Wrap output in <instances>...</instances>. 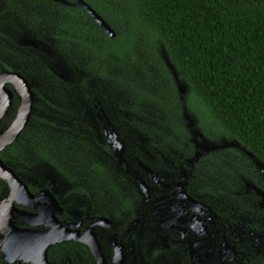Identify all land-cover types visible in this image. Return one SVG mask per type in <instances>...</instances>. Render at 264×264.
Masks as SVG:
<instances>
[{
    "label": "flooded vegetation",
    "instance_id": "af4514ba",
    "mask_svg": "<svg viewBox=\"0 0 264 264\" xmlns=\"http://www.w3.org/2000/svg\"><path fill=\"white\" fill-rule=\"evenodd\" d=\"M1 53L0 264H264V175L248 150L230 140L224 153L235 154L233 160L215 157L217 149L214 156L200 157V143L194 141V157L184 149L181 158L166 157L159 141L144 159L128 158L121 134L104 127L95 134L110 151L101 146L105 158H96L97 165L111 171L115 165L131 194L121 196L119 212L112 213L102 210L88 185V206L75 208L36 166L40 157L33 135L41 125L35 119L45 118L38 110L37 87L13 69L11 55ZM10 74L21 76L33 95L29 118L17 136L28 97ZM112 135L118 142L110 141ZM239 151L253 158L240 174L231 162ZM68 195L79 196L74 189ZM226 199L230 210L223 212Z\"/></svg>",
    "mask_w": 264,
    "mask_h": 264
},
{
    "label": "trees",
    "instance_id": "16d2710c",
    "mask_svg": "<svg viewBox=\"0 0 264 264\" xmlns=\"http://www.w3.org/2000/svg\"><path fill=\"white\" fill-rule=\"evenodd\" d=\"M33 1L57 8L70 19L77 20V25L69 23V31L73 34H64L60 38L76 44L83 55H90L93 67L97 68L93 76L79 81V90L74 89L73 84L65 83L66 88L73 92L70 106L73 108L69 113L74 126L62 127L80 136V147L84 142L90 143L94 151H88L87 158L92 171L102 172L96 161V158L100 160L101 146L106 152L110 151L107 144L103 143V146L98 142L96 129L88 127L89 122L85 118L90 108L94 109L95 119L101 116L97 99L88 88L92 77L119 82L127 90L137 91L136 98L139 94L140 100L150 98L155 102L154 107L165 109L162 111L168 117L174 116L171 127L168 126V134L160 133L163 138L160 142L165 144L161 143L159 147L165 151L166 157L174 156L175 150L182 153L183 149L194 157L192 142L204 141L206 137L209 142L199 145L200 157L214 156L205 148L210 149L208 145L225 139L238 142L264 163V0H83L110 25L115 33L113 36L107 35L83 8L66 7L52 0ZM65 1L77 3L78 0ZM9 4L8 0H0V25L10 29L0 32V36L24 51L33 61L40 62L44 72L60 80L51 68L58 64L67 70L70 67L51 48L45 53L44 62L33 54L38 49H28L23 45V41L32 36L26 33V17L13 13ZM164 57L173 65L183 86L187 87L185 95L178 91L179 86ZM155 86L160 90H152ZM35 92L42 101L51 103L38 89ZM182 112L195 117V129L187 126ZM62 119L65 121V117ZM35 120L41 125L37 133H51L61 128L58 122L47 118L37 117ZM110 124L100 122V131L111 127ZM79 125L89 128V135L78 131ZM141 125L139 131L144 136L146 130ZM196 131L203 137H198ZM211 132L213 135L217 133L218 138L211 137ZM36 135H33L35 155L49 162V155L37 146L40 140ZM147 136L150 139L148 146L155 147L154 136ZM119 139L126 147L125 157L144 159L139 146L129 149L122 135ZM185 145L191 151H186ZM87 148L88 145L83 149ZM248 156L243 155L245 160L237 164L238 170L243 172L246 164L252 166L253 158ZM215 157L219 155L215 154ZM73 189L85 200L89 198L85 186Z\"/></svg>",
    "mask_w": 264,
    "mask_h": 264
},
{
    "label": "rangeland",
    "instance_id": "374dc122",
    "mask_svg": "<svg viewBox=\"0 0 264 264\" xmlns=\"http://www.w3.org/2000/svg\"><path fill=\"white\" fill-rule=\"evenodd\" d=\"M8 1L10 2L9 7L12 8L13 13L20 17H22V15L26 17V33L32 36L30 37L26 34L28 37L23 41V45L28 49H31L33 46H38V52L35 53L33 51V54L44 60H46L44 56H47L45 53L53 49L57 53V57L70 67V70H67L64 65L58 64L51 68V70L55 71V74L59 76V79L62 81L60 82V80H56V78L44 72L41 66L38 65V68H36L31 62L32 59L20 48L0 38L1 54L11 55L14 58L12 62L13 69L30 80L32 85L42 91L44 97L51 102H38V110L43 112L45 118L56 121L58 122L57 124L61 126V128H58V131L53 130L51 133H37L36 136L40 140L37 146L38 148L41 147V150H44L49 155L51 162H44L43 159L39 158L40 163L36 165L33 160L34 164L36 166L41 165V170L44 171L50 181L55 184L56 189L60 191L62 195L69 196V204H72L75 208L79 206L87 207L88 202L83 197L77 195L70 196L68 193L75 187L85 186L88 188V185H91L92 192H94L96 199L102 201L100 204L102 210L107 211L110 209L112 213L119 212V208L123 204L122 199L119 198H121V196L125 198L131 194L129 191L130 186L125 183L121 172L115 165L111 166V171L110 169L104 168V165L99 164L102 172L97 173L94 171L93 173L92 169L89 168L90 159L87 158L89 155L88 151H94L90 143L88 142L85 144L84 142L80 147V144L78 145L80 136L71 130L65 131L64 128H62L69 126L72 128L74 126L72 118L70 117L71 113H69L73 108H70V106H72L71 97L73 96V92L66 88L65 83L73 84L74 89L79 90V81L89 78L90 75L93 76V73L97 72V68L93 67V61L90 60V55H83L82 51L77 50L76 44L73 45L60 38L64 34H73V31H69V23H71L72 26L77 25V20L72 19V17L70 19L68 15L57 8L33 0ZM110 29V33L113 34V29L111 27ZM3 30L9 31L10 29L3 28V26L0 25V32H3ZM106 34L111 36L108 33ZM27 40L29 41L26 42ZM70 72H72V74ZM157 80L160 84L163 83V80ZM117 83L114 81H104L103 79H98V77H92V79H90L88 88L97 99V105L98 108L100 107L101 116L95 119L94 109L90 108L87 110L85 118L88 120L89 124L91 121V125L94 126L97 134H99L98 131H100V122L104 123L107 121L108 124L111 123L110 125L118 132L121 130V133H119L125 138L127 148L131 149L139 146L143 155L147 156L151 148L147 144V141L150 140L147 134L154 136L155 143L154 141L153 143L155 145L161 144L159 141H163V138L160 133L168 134V129L171 127L174 116L168 117L166 113L162 111L165 109L154 107L155 102L153 100L150 98L148 100L147 98L140 100V94L139 98L135 96L137 91H129L122 87L121 83ZM149 84L151 85V83ZM152 90L159 91L160 89L155 86ZM136 99L138 100L136 101ZM145 101H147V104H144ZM139 102L141 103L139 104ZM182 116L188 122L187 126L189 128H196L195 123L197 122L192 114L182 112ZM62 117H65V121H62ZM89 124L88 127L92 128ZM139 124H142L141 127L146 130V132L143 131L145 133L144 136L139 131ZM78 129L83 135H89L90 133L89 128H83L82 125H79ZM169 134L171 133L169 132ZM170 136H172V134ZM212 136L216 137L217 133L213 135V132H211V137ZM111 137L115 139L114 135ZM216 138L212 140L214 141ZM111 140L112 139H110V141ZM176 141L180 143L178 139H176ZM208 142L209 141H206V137L204 141H199L198 143L200 144L197 146L198 149H200L199 145L207 144ZM237 144L239 145V143ZM87 145V150H84L83 148H86ZM221 145L222 147L220 148ZM208 147L210 150L207 153L211 154L216 151L214 149H217L219 150V157L223 158V156H225L233 160L235 154L224 153L226 151L225 139H223L222 142L214 141L213 145H208ZM101 154L102 153L99 152L98 157L104 159L105 156L102 154L104 157L101 158ZM172 154H174L176 158H181L183 155V153L178 150H175ZM243 155L244 152L239 151L237 153L238 158L236 162H231L234 164L240 163L243 160ZM29 156L33 155L29 154ZM241 172L242 170H238L239 174ZM238 179V181H241V176H238ZM230 202L229 199L223 202L222 211L223 209L225 211L230 210L228 205ZM259 235L262 238V235ZM243 236L247 237V234ZM255 239L260 240V238L257 237Z\"/></svg>",
    "mask_w": 264,
    "mask_h": 264
},
{
    "label": "water",
    "instance_id": "95a60500",
    "mask_svg": "<svg viewBox=\"0 0 264 264\" xmlns=\"http://www.w3.org/2000/svg\"><path fill=\"white\" fill-rule=\"evenodd\" d=\"M52 1H55V2H59L61 3L62 5L64 6H67V7H71V8H83L86 10V12L91 15L94 20L97 22V24L108 34H110L111 36L114 35V31H113V34L110 33V27L109 25L105 22V20L91 7L89 6L87 3H85L83 0H78L77 3H71V2H68V1H65V0H52ZM165 58V61L168 65V67L171 69L172 71V74L174 76V79L176 81V83L179 85V92L180 94L183 96L186 94V89L187 87L183 86V84L180 82V79L178 78V75L176 73V71L174 70V67L173 65L168 61L167 57H164ZM11 77H15L17 80H19L20 82H22L20 88L22 87V91L24 92V94L26 93V96L28 97V104H24V106L21 107L22 111H21V115H20V118H22V128L21 126L19 125L17 129H15L16 131V136L18 135V133L21 132V130L23 129V127L25 126L26 122H27V119L29 118V113H30V110H31V107H32V102H33V95H32V92L30 91V88L28 87V85L26 84L25 80L19 76V75H16V74H10ZM18 77V78H17ZM25 117V118H24ZM26 119V120H25ZM197 136L199 135V137L201 136V133L196 131L195 133ZM15 136V137H16ZM113 141L115 142H118V140H114V138H112ZM115 149L118 151V153L121 152L119 146H116ZM207 149L206 152L209 151L208 148H205ZM203 153V152H202ZM204 154V153H203ZM252 156H254L252 154ZM255 160H257L255 158ZM258 162L261 163V171L264 175V163H262L261 161L257 160ZM257 163V162H256ZM144 188H146V186H144Z\"/></svg>",
    "mask_w": 264,
    "mask_h": 264
},
{
    "label": "bare ground",
    "instance_id": "6f19581e",
    "mask_svg": "<svg viewBox=\"0 0 264 264\" xmlns=\"http://www.w3.org/2000/svg\"><path fill=\"white\" fill-rule=\"evenodd\" d=\"M15 83H16V81H15ZM17 84V83H16ZM15 127V126H14ZM9 133V132H8ZM11 133V132H10ZM5 137V136H4ZM3 141V140H2Z\"/></svg>",
    "mask_w": 264,
    "mask_h": 264
}]
</instances>
